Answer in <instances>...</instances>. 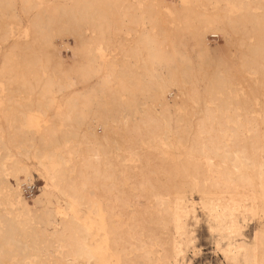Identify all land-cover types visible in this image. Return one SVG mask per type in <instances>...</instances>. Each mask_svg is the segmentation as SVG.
Segmentation results:
<instances>
[{
    "label": "bare ground",
    "instance_id": "obj_1",
    "mask_svg": "<svg viewBox=\"0 0 264 264\" xmlns=\"http://www.w3.org/2000/svg\"><path fill=\"white\" fill-rule=\"evenodd\" d=\"M0 58V264H179L194 193L227 262L264 264V0H0Z\"/></svg>",
    "mask_w": 264,
    "mask_h": 264
},
{
    "label": "rangeland",
    "instance_id": "obj_2",
    "mask_svg": "<svg viewBox=\"0 0 264 264\" xmlns=\"http://www.w3.org/2000/svg\"><path fill=\"white\" fill-rule=\"evenodd\" d=\"M168 1H173L174 2L175 0H168ZM141 3H142L141 5L145 4L144 1L141 2ZM215 10L217 11V9H214V10L211 9V12H214ZM62 36H63V38L61 36H58V38L56 40L57 44L60 45V44L64 43V44H69L70 46H74L75 45V41H74V38H73L74 36H73L72 31L69 30L68 34L65 32V34L62 35ZM208 38H209V44H210V46L212 48H215V47L219 46L220 48L224 49L225 52H228V48H226L225 39L223 38L222 35H220L218 37H210V36H208ZM62 56H63L64 59H67V60H65L66 64H71V57H72L71 50L62 49ZM2 60L3 59L0 58V63H1ZM8 87H10V89L14 88L13 84L12 85L8 84ZM176 93H177L176 89H173V91L169 92L168 100H170L171 103L173 102V99H174ZM160 105L164 106L163 101L160 103ZM2 107H6V105L3 104ZM3 110H4V108L2 109V111ZM54 113H55V108L51 109L50 116L46 117V119L44 117H42V116L36 115L32 119L31 123L34 126V128L37 127V126L43 128L46 125H50V123L48 121H47L48 123H46V124H45V122L49 118H50V120L52 122H54L53 121L54 119L51 117V115H53ZM257 114L261 118L264 119V110L258 111ZM43 123L45 124L44 126H43ZM54 123H56V121ZM39 125H42V126H39ZM0 127H4L5 129L7 128V122L5 121V119L3 120L2 117H0ZM61 128L65 129L63 127H61ZM32 134L34 135V133H32ZM28 135L30 137L33 136V135H31V133H28ZM40 136H41L40 133L36 132L35 135H34V138L36 140H39ZM1 148H2V146L0 145V150H1L0 151V156L3 155V153H4V151H2L3 148L2 149ZM13 151H12L11 154L15 153V155H18L19 150L13 149ZM176 153L178 155L180 154V149L178 147H176ZM23 162L25 164H27L28 166H30L31 171L33 172V177H32L31 183L29 185L24 184L22 186L23 194H24V197L26 198V200L28 201L29 204H31L32 206H37L34 203V199H35V197H37V196H39L41 194V189L46 185V183H49V182L47 180H45L42 176H40L39 173L43 172V170L41 169V167H39L37 165V160H35L33 157H31V158L23 157ZM10 163H11L10 161H6L7 165L10 164ZM75 175L76 174H72L71 177H75ZM22 178L24 179V176ZM189 198H190V201H194L195 202L194 209L192 211V215L190 216L189 221H188V224H189L188 227L190 228V230L192 229L191 231H192V235L194 236L193 239L195 241H193V244H191V245L187 244V245L184 246L185 255H184L183 258H181L182 260H180L179 264H186V263L187 264H229L227 262V260H226L225 254L223 253V248H225L229 244V238L227 237L226 233L222 230V228L220 226H218L214 221H212L213 219L209 215L207 217V214L204 212V210L202 209L201 205L199 204L200 200H199L198 193H194L193 195L189 196ZM59 201L61 203L62 208L64 209V215L65 216L74 215L72 213V211L67 208V204L66 203L69 200L64 197V194L60 195V200ZM138 204L139 205H144V202L143 201H139ZM55 208L57 209V211L60 214L63 213V209L58 207V205H56ZM86 212L89 213L88 211H86ZM93 218L97 222H99V218H97V217H93ZM197 220H200V221L197 222ZM209 225L214 230H212ZM248 226L249 227L246 226L245 229H244V238H243V240H245L247 243H250L251 245H255L253 239H254V233L256 232V230H258V228H257L258 226H256V225L253 226L252 224H249ZM260 228H261V231L264 232L263 231L264 230V225L262 223L260 224ZM147 230L148 229H146V232H147ZM193 231H194V234H193ZM213 234H215V235H213ZM217 235H219V236H217ZM95 238H96V235L90 236L89 242L91 244H96ZM227 238H228V240H227ZM224 239H226V240H224ZM59 245L65 246L63 241L60 242ZM220 245H221L222 249L220 248ZM188 246H189V249H188ZM219 252H220V254H219ZM22 253L23 252H19L18 255H16L13 260L16 261L20 256H22ZM55 254L57 256H59V252H57V253L55 252ZM30 256H31V254H30ZM30 256L26 255V257L23 259V263L24 264H32V263L33 264H39V263H37V262H35L33 260L32 256L31 257ZM155 256H156V252H154V250L149 251L150 261L148 260L149 263H146V264H153V262L155 260ZM11 261H12V259H4L3 260L4 263L11 262ZM79 263L80 264H88L85 261V259H80ZM89 264H98V261L94 260L93 262H90ZM134 264H138V263H134Z\"/></svg>",
    "mask_w": 264,
    "mask_h": 264
}]
</instances>
